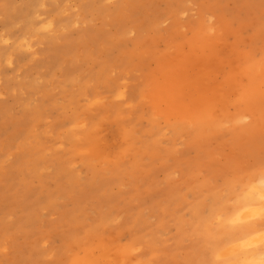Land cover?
Listing matches in <instances>:
<instances>
[{
  "label": "rangeland",
  "instance_id": "obj_1",
  "mask_svg": "<svg viewBox=\"0 0 264 264\" xmlns=\"http://www.w3.org/2000/svg\"><path fill=\"white\" fill-rule=\"evenodd\" d=\"M251 62L264 0H0V264L198 260L194 206L264 167V110L195 107L246 110Z\"/></svg>",
  "mask_w": 264,
  "mask_h": 264
},
{
  "label": "bare ground",
  "instance_id": "obj_2",
  "mask_svg": "<svg viewBox=\"0 0 264 264\" xmlns=\"http://www.w3.org/2000/svg\"><path fill=\"white\" fill-rule=\"evenodd\" d=\"M29 25L34 28L32 21ZM240 73L247 76L248 83L236 89L235 101L247 109L229 116L199 104L195 107L193 121L200 131L219 129L232 120L246 121L257 111L255 106L264 110V66L259 69L251 62ZM226 80L233 82L232 75L228 73ZM249 128L250 125L245 126L242 134ZM226 180L222 187L224 194L214 188L211 190L212 203L207 215L202 212L206 203L200 201L194 206L196 220L192 229L203 238L201 249L205 248V252L198 251L200 257L190 264H264V167ZM84 264L101 263L88 259Z\"/></svg>",
  "mask_w": 264,
  "mask_h": 264
}]
</instances>
